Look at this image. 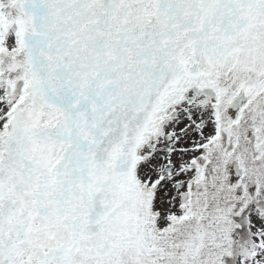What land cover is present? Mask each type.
Returning <instances> with one entry per match:
<instances>
[{"label": "snow or ice", "instance_id": "snow-or-ice-1", "mask_svg": "<svg viewBox=\"0 0 264 264\" xmlns=\"http://www.w3.org/2000/svg\"><path fill=\"white\" fill-rule=\"evenodd\" d=\"M0 264H264V0H0Z\"/></svg>", "mask_w": 264, "mask_h": 264}]
</instances>
